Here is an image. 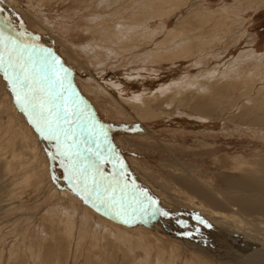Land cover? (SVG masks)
I'll use <instances>...</instances> for the list:
<instances>
[{"label":"rangeland","instance_id":"374dc122","mask_svg":"<svg viewBox=\"0 0 264 264\" xmlns=\"http://www.w3.org/2000/svg\"><path fill=\"white\" fill-rule=\"evenodd\" d=\"M0 62V264H221L236 218L196 196L237 206L235 181L264 182V0H0ZM252 218L233 228L264 239Z\"/></svg>","mask_w":264,"mask_h":264},{"label":"bare ground","instance_id":"6f19581e","mask_svg":"<svg viewBox=\"0 0 264 264\" xmlns=\"http://www.w3.org/2000/svg\"><path fill=\"white\" fill-rule=\"evenodd\" d=\"M21 13V12H20ZM158 13V12H157ZM20 15H22V14H20ZM26 15V14H25ZM23 16V15H22ZM23 18V17H22ZM21 18V19H22ZM24 19H26L25 17H24ZM23 19V21H25ZM28 19V18H27ZM162 19V18H161ZM230 20H231V18H230ZM26 22V21H25ZM27 23V22H26ZM18 24V23H17ZM129 27V26H128ZM147 27V26H146ZM135 28V27H134ZM148 29H150V28H148ZM130 30V29H129ZM114 31H116V30H113V32ZM144 31H147V29L145 28V30ZM112 32V31H111ZM125 31H121L120 33H115V34H112L111 36H116V37H119V41H121V40H125V39H128L127 38V36L129 35V34H127V31H126V34L124 33ZM142 32H143V30H142ZM160 31H158L157 33H156V35L154 36V39H156L157 38V36L160 34L159 33ZM213 32V31H212ZM231 32V31H230ZM234 32V31H233ZM141 33V32H140ZM145 36V35H144ZM129 37V36H128ZM181 38L180 40V42H178V44H180V43H183L187 38H186V36H184V33L183 32H181V33H177L176 31H170V32H168V35H167V39H166V41L165 42H161V43H167V44H171V46L174 48L175 47V44H176V41L178 40V38ZM221 37V36H220ZM135 38V37H134ZM192 38V37H191ZM199 38V37H198ZM212 38V37H211ZM189 39V38H188ZM197 39V38H196ZM221 38H219V40H220ZM141 40H142V38H141ZM218 40V41H219ZM128 41V40H127ZM139 41V40H138ZM154 41V40H153ZM187 41V40H186ZM185 41V42H186ZM200 42H201V45L203 44H208L206 41H204L202 38H200V40H199ZM214 41H215V39H214ZM111 43H117V40H111L110 41ZM193 42V41H192ZM198 42V41H197ZM217 42V41H216ZM119 43V42H118ZM158 43V42H157ZM89 44V43H88ZM122 44V43H121ZM102 46H104L103 45V43L101 44ZM189 45H191L190 43H185L184 45H183V47H184V50H186V49H189V50H187V51H185L186 53L185 54H187V53H192L191 52V48H190V46ZM217 45V44H216ZM83 46H85V45H83ZM94 46V47H93ZM89 45V49L91 50V49H95L96 47H100V44L99 43H97V42H95V44L94 45ZM101 46V47H102ZM170 46V45H169ZM92 47V48H91ZM158 47H160V46H158ZM182 47V48H183ZM163 48H164V46H163ZM101 49V48H100ZM162 49V48H161ZM164 49H166V48H164ZM168 49V48H167ZM170 49V48H169ZM159 50V49H158ZM206 50V49H205ZM91 51H93V50H91ZM110 51V50H109ZM168 51V50H167ZM170 51L172 52V53H174L175 52V49H170ZM86 52H87V50H86ZM89 52V51H88ZM87 52V53H88ZM111 52V51H110ZM163 53V52H162ZM162 53H160V54H162ZM176 54H177V52H175ZM174 53V54H175ZM147 54V55H146ZM145 55L146 56H150L151 54H152V52H148V53H146ZM169 54V53H168ZM171 54V53H170ZM169 54V55H170ZM181 54V53H180ZM88 55H89V53H88ZM157 55H159V54H157ZM162 55H164V53L162 54ZM183 55V54H182ZM160 56V55H159ZM171 56V55H170ZM169 56V57H170ZM176 56H178V59H179V54H177ZM153 57V56H152ZM157 57V56H156ZM156 57L154 58L156 61H157V59H156ZM162 57H164V56H162ZM169 57H167L168 59H169ZM182 57V56H181ZM92 58H93V56H92ZM183 58V57H182ZM212 58V57H211ZM154 59H153V61H154ZM163 59V58H162ZM167 59V60H168ZM172 59V58H171ZM207 59V58H206ZM165 60V59H164ZM163 60V61H164ZM170 60V59H169ZM168 60V61H169ZM174 61H175V59H173ZM150 61V60H149ZM199 61H200V63H201V66H204V62H205V60H204V58H200L199 59ZM140 63V62H139ZM165 63V62H164ZM194 63V62H193ZM199 63V64H200ZM154 64V63H153ZM198 64V65H199ZM103 65V64H102ZM140 65H142L141 63H140ZM162 65V64H161ZM152 66V65H151ZM140 67H143V68H145V65L143 64L142 66H140ZM134 69V68H133ZM209 71H211L210 73H209V75H208V77H210V76H212L211 78H213L214 76H221V75H223V71H219V70H217V74H214L213 72H212V70H209ZM252 71V70H251ZM254 72V71H253ZM203 73V72H202ZM140 76L142 75V74H139ZM157 75V74H156ZM140 76H138V77H140ZM224 76V75H223ZM226 76V75H225ZM187 77V80L189 79L190 80V77H188V76H186ZM197 78H198V80L199 81H201V77H199V76H197ZM217 78V77H216ZM216 78H213L214 80L216 79ZM235 78V77H234ZM240 78V77H239ZM238 78V79H239ZM220 79V78H219ZM224 80V77H222L220 80ZM232 79V78H231ZM207 80H208V78H207ZM209 80H211L210 78H209ZM217 80V79H216ZM191 81V80H190ZM218 81V80H217ZM216 81V82H217ZM118 82V81H117ZM219 82V81H218ZM121 83V82H120ZM126 85H127V83L126 82H124ZM192 83V82H191ZM190 83V84H191ZM199 82L197 81V80H195V84H198ZM180 83H175V84H171L170 86H162L161 88V90H162V92H161V94H159V96L160 95H170V92H173L174 91V89H176V87H177V85H179ZM183 84L185 85L186 84V82H182V86H183ZM208 84H209V82H208ZM207 84V85H208ZM120 85H123V82L120 84ZM129 86H130V84H128ZM187 85V84H186ZM206 85V84H205ZM210 86L212 85V83L211 84H209ZM114 86V85H113ZM128 86V87H129ZM180 86V85H179ZM190 86V85H189ZM193 86V85H192ZM195 86V85H194ZM194 86L192 87V89L194 88ZM203 87H205L204 85H202ZM210 86L208 87V90L210 91ZM4 87V86H3ZM115 87V86H114ZM120 87V86H119ZM187 87H188V85H187ZM200 87V86H199ZM5 88V87H4ZM4 88H2V89H4ZM196 88V87H195ZM220 88V87H219ZM186 89V88H185ZM190 89V88H189ZM189 89H186V90H189ZM179 90V89H178ZM177 90V91H178ZM184 90V89H183ZM180 91V90H179ZM182 91V90H181ZM180 91V92H181ZM201 91H203V89H200L199 91H198V93L199 92H201ZM208 91V92H209ZM220 91V90H219ZM12 91L11 90H9V89H7V91L5 90V96L6 95H8L9 96V98H12L14 95L11 93ZM176 92V91H175ZM207 92V93H208ZM14 93V92H13ZM160 93V92H159ZM176 93H179V92H176ZM182 93V92H181ZM211 93V92H210ZM216 94H217V92H215ZM219 93V92H218ZM143 94H145V93H143ZM173 95H177V94H175V93H172ZM200 95H201V93H199ZM220 94V93H219ZM260 94V93H259ZM4 95V94H3ZM150 95V94H149ZM154 95V94H153ZM181 95V94H180ZM8 96H7V98H8ZM142 96V94L141 95H138V97L136 98V100L138 101L139 100V102H140V100H141V97ZM145 96V95H144ZM15 97V96H14ZM164 97V96H163ZM166 97V96H165ZM173 97V96H172ZM171 97V98H172ZM178 97V96H177ZM167 98V97H166ZM185 98V97H184ZM214 98V97H213ZM154 99V98H153ZM149 100H151V99H149ZM213 100V99H212ZM1 101V100H0ZM12 101V100H11ZM148 101V100H147ZM142 102V101H141ZM176 102V101H175ZM184 102V101H183ZM146 103V102H145ZM168 103V102H167ZM144 104V103H143ZM11 105V104H10ZM157 105V104H156ZM185 105V104H184ZM13 106V105H12ZM218 106L219 105H217L216 107H215V109L212 111L211 109H207L208 107H209V102H206L205 103V106H203V105H200V104H198V103H195V102H193V107L191 108V110L189 111L190 113H193L194 115H197V116H199L201 119L202 118H207V122H210V121H212L211 119H210V117H212L215 113H216V111H217V108H218ZM14 107V106H13ZM12 107V108H13ZM126 107V106H125ZM186 107V106H185ZM184 107V108H185ZM10 108V107H9ZM174 108V107H173ZM177 108V107H176ZM19 109V108H18ZM22 110H21V112H23V113H25L26 112V110H24L23 108H21ZM183 109V108H182ZM220 109V108H219ZM258 109L260 110V108L258 107ZM0 110H1V107H0ZM14 110V109H13ZM147 110V109H146ZM187 110H189V109H187ZM16 111V110H15ZM212 111V112H211ZM254 111V110H253ZM20 112V113H21ZM155 112V111H154ZM157 112V111H156ZM16 113V112H15ZM19 113V114H20ZM250 113V112H249ZM253 113V112H252ZM220 114V113H219ZM17 115H18V112H17ZM24 115H26V113L24 114ZM24 115H22V114H20V117L23 119V118H25V116ZM260 115V114H259ZM19 116V115H18ZM164 116V115H163ZM19 117V118H20ZM214 117V116H213ZM264 116H262V117H260V118H258V120H256V122H259L260 121V123H261V121H264L263 118ZM2 118V117H1ZM18 118V119H19ZM166 118V117H165ZM263 118V119H262ZM214 119H215V117H214ZM213 119V120H214ZM24 120V119H23ZM209 120V121H208ZM216 121H218L219 123H221V124H223L224 122H225V118H224V116H220L219 117V119L217 118L216 119ZM24 122V121H23ZM196 122V121H195ZM27 124V123H26ZM257 124V123H256ZM225 125V124H224ZM223 125V126H224ZM258 125H259V123H258ZM264 125V124H263ZM59 129V128H58ZM8 130V129H7ZM24 130H26V129H24ZM8 132V131H7ZM25 133V132H24ZM23 133V134H24ZM6 134V133H5ZM142 135H147V134H149V129H147V128H145V125L143 126V132L141 133ZM25 135V134H24ZM5 136V135H4ZM60 136V135H59ZM63 136V135H62ZM141 136V135H140ZM148 137V136H147ZM1 140V139H0ZM144 141V140H143ZM202 145V144H201ZM176 163V162H175ZM173 164V163H172ZM174 165V164H173ZM261 170V169H260ZM180 172V171H179ZM177 175V177L178 178H180V179H182V177H186L187 176V174L185 173V174H180V173H176ZM251 174V173H250ZM258 175V174H257ZM245 178H247V177H245ZM250 178V177H249ZM249 180H251V185L249 184V183H247ZM196 181H197V183H201V182H199L200 180H198V179H196ZM195 182V181H194ZM262 182V181H261ZM260 182V180L259 179H257V176H253V177H251V179H244V180H241V181H238L237 183H236V181H235V183L234 184H238L239 186H237L236 188H235V195H236V200L235 201H238V204H237V206H234L233 204H231L230 203V201H228L227 199H224V197H222L219 193H217V192H213V194L214 195H210V196H204V194L202 195V197H199V196H196L198 199H200L201 200V202H204L205 204H207L209 207H210V210L212 211V210H214V213H215V215L216 214H218L217 212H219V213H223L222 215H221V217L223 218V222H225L226 220H225V215H233V217L232 218H236V220H234V221H230V220H228L227 219V221L230 223H228L229 224V226H233V227H235V226H237L236 224H237V222L238 221H240V222H248V221H250L251 220V217H253L254 216V218H252V220H254V221H263L264 222V182H262L261 183ZM184 183H192L190 180H184ZM203 184V183H202ZM232 185V186H235V185ZM242 187V188H241ZM245 187H247V188H250L249 190H246L245 189ZM230 189V188H229ZM239 189V190H238ZM242 191H245V192H242ZM247 192V193H246ZM233 194V193H232ZM226 195V194H225ZM229 195H230V193H229ZM232 197H233V195H232ZM118 204H119V202H118ZM119 206H121V205H119ZM209 207H208V209H209ZM121 208V207H120ZM109 209V208H108ZM101 210L104 212V214H107L106 212H105V209L104 208H101ZM234 211V212H233ZM66 212H68V210L66 211ZM65 212V213H66ZM109 212V211H108ZM115 212H116V210H115ZM127 216L128 217H134V218H137V219H140V221H141V219L143 218V216H141V217H138L139 215V213H134L135 211L134 210H132V209H128L127 210ZM113 213V212H112ZM213 214V213H212ZM65 215V214H64ZM72 215V214H71ZM227 216V217H228ZM65 217V216H64ZM69 217H70V214H69ZM72 217H73V215H72ZM115 217H117L116 215H115ZM218 217V216H217ZM71 218V217H70ZM78 218V217H77ZM66 219V218H65ZM73 219V218H72ZM75 219V218H74ZM74 219H73V221H74ZM117 220H118V218H116ZM115 219V220H116ZM130 219H132V218H130ZM217 219V218H216ZM78 220V219H77ZM83 220V219H82ZM81 220V221H82ZM85 220V219H84ZM68 221V220H67ZM72 221V222H73ZM76 221V220H75ZM127 222V221H126ZM131 222V221H130ZM223 222H221V223H223ZM84 223H85V221H84ZM123 223H125V222H123ZM132 223V222H131ZM236 223V224H235ZM76 224H77V222H76ZM85 224H87V223H85ZM135 224H138V223H135ZM141 224V223H140ZM250 224V223H249ZM258 224V223H257ZM131 225V224H130ZM132 225H134V224H132ZM154 225V224H153ZM222 225V224H221ZM148 226V225H147ZM227 227H228V225H226ZM70 227V226H69ZM111 227V226H110ZM133 227V226H132ZM134 227L135 228H137V230H139V231H141L140 229H142L141 227V225L139 226V225H134ZM133 227V228H134ZM148 227H151L153 230H157L158 232H160V231H162L164 234H165V232H166V234H168L167 233V231H163V227H160V226H148ZM233 227H230L228 230H230L232 233H230L231 235H229V237H228V239H229V242H226L225 244L227 245V247H225V248H222V250H219L220 251V253H222V254H219V255H221L222 256V259H220L221 260V264H264V252H262L261 250H263L264 251V239H260L259 237V231H258V233L257 234H253V233H251V234H245V233H243V232H240V230H236L238 233H236V231H235V229L233 228ZM68 228V227H67ZM92 228V227H91ZM69 229H72V228H69ZM82 229H84V228H82ZM148 229V228H147ZM147 229H143V230H147ZM257 229V228H256ZM256 229H255V231H256ZM86 230V229H85ZM74 231H75V229H74ZM243 231V230H242ZM68 232H69V230H68ZM248 232V231H247ZM253 232V231H252ZM261 232V231H260ZM241 233H243V234H241ZM71 235H73L72 233H71ZM71 235H70V233H69V237H71ZM139 235V234H138ZM81 236V235H80ZM141 236H142V234H141ZM241 236V237H240ZM243 237H246V240H247V244L249 245V253H247L246 251L245 252H243V251H241L240 249H239V243H238V245H236L235 244V242L234 241H239V240H242V238ZM72 238V237H71ZM74 238V237H73ZM128 238V237H127ZM263 238H264V236H263ZM99 239V238H98ZM145 239V238H144ZM68 240V239H67ZM133 240V239H132ZM141 240V239H140ZM144 241V240H143ZM128 242V241H127ZM177 242V241H176ZM131 243V242H130ZM138 243V242H137ZM136 243V244H137ZM140 243H141V245H142V247H143V243H142V241H140ZM146 243L148 244V241H146ZM178 243H180V242H178ZM182 244V243H181ZM244 244H245V241H244ZM246 244V245H247ZM129 245V244H128ZM146 245V244H145ZM136 246V245H135ZM183 246V245H182ZM185 246V248L187 249L188 247L186 246V245H184ZM148 247V246H147ZM243 247V246H242ZM245 248H247V247H245ZM138 249H139V247H138ZM138 249H136V250H138ZM177 249V248H176ZM175 249V250H176ZM185 249V250H186ZM225 251H224V250ZM143 251H144V249H142ZM147 250V249H146ZM141 251V250H140ZM177 251H179V250H177ZM251 251V252H250ZM194 252H197L196 250H194ZM231 252V254H229ZM141 253H142V251H141ZM144 253H146V251L144 252ZM143 253V254H144ZM148 253V252H147ZM146 253V254H147ZM153 253V252H152ZM173 253V252H172ZM214 253H217V252H215L214 251ZM234 253H237L238 255H237V257H236V255L234 254ZM149 257L151 256L150 255V253L149 254H147ZM147 255H145V256H147ZM170 256V255H169ZM232 256V257H231ZM144 257V256H143ZM196 257H197V255H196ZM171 258H173V257H171ZM146 259V258H145ZM144 259V260H145ZM209 259H214V260H216V258H212V257H209ZM209 259H207V262H208V264H209V262H212V263H210V264H215V263H217L216 261H210ZM144 260H143V262H144ZM174 260V259H173ZM219 260V259H218ZM146 261V260H145ZM151 261H152V259H151ZM151 261H150V263H151ZM160 261V260H159ZM147 262H148V259H147ZM146 262V263H147ZM160 263V262H159ZM205 263V262H204ZM220 263V262H219ZM145 264V263H144ZM191 264V263H190Z\"/></svg>","mask_w":264,"mask_h":264},{"label":"snow or ice","instance_id":"6c2138e0","mask_svg":"<svg viewBox=\"0 0 264 264\" xmlns=\"http://www.w3.org/2000/svg\"><path fill=\"white\" fill-rule=\"evenodd\" d=\"M0 64H2V62H0ZM20 71L23 72V67H22V66H21V68H20ZM6 75H7V73H6ZM23 79H24L25 82H27L28 77L25 75V76H23ZM25 86H27V84H25ZM20 99H21V97H20V95L18 94V95H17V100L19 101ZM35 107H37V108H39V109H43V108H44V104H43L42 102H37V103L35 104ZM49 111H50V109H49ZM67 114H68V110H67V108H65V118H67ZM162 214L167 215V213H162Z\"/></svg>","mask_w":264,"mask_h":264}]
</instances>
